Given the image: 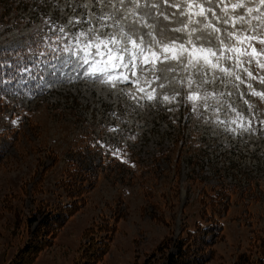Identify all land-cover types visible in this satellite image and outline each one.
Listing matches in <instances>:
<instances>
[{"label": "rangeland", "instance_id": "rangeland-1", "mask_svg": "<svg viewBox=\"0 0 264 264\" xmlns=\"http://www.w3.org/2000/svg\"><path fill=\"white\" fill-rule=\"evenodd\" d=\"M191 2L207 8L204 0ZM229 2L235 0H225ZM189 11L194 12L185 9ZM71 14L65 0H0V48L23 47L44 26V19L51 16L59 24ZM206 15L212 26L209 31L219 26ZM192 19L199 22L203 17ZM162 23L169 27L166 43L182 35L171 30L179 26L174 20ZM189 42L193 48L209 47L195 38H186L185 46ZM54 63L55 67L42 63L41 88L35 92L28 90L31 80L25 81V90L18 81V93L0 98V264H8L26 242L39 207L69 202L56 183L73 161L97 172V181L86 195V204L33 264H71L84 230L93 223L103 225L104 217L116 218V229L96 264L142 263L166 236L178 237L185 226L192 229L213 217L222 223V236L214 239L204 264H236L244 253L252 264H261L264 98L252 95L246 83L236 89L217 81L199 90L193 84V96L205 88L232 91L234 95L221 99L233 104L242 118L228 107L218 113L205 111L201 100L189 99L186 73L157 65L156 74L168 80L156 81L148 75L156 99L137 104L125 94L135 91L128 85L110 88L85 78L69 81L68 77H76L72 67ZM160 82L165 87H158ZM251 83L253 90L264 93L259 79ZM217 117L227 123L218 124Z\"/></svg>", "mask_w": 264, "mask_h": 264}, {"label": "snow or ice", "instance_id": "snow-or-ice-1", "mask_svg": "<svg viewBox=\"0 0 264 264\" xmlns=\"http://www.w3.org/2000/svg\"><path fill=\"white\" fill-rule=\"evenodd\" d=\"M204 2L207 8L204 3L191 0L187 3H177L176 0H82L74 3L73 0H65V8L72 14L64 23L58 24L53 17H47L29 44L0 48V57L6 54L14 56L17 73H31L32 67L23 63L26 60H31L35 67L41 63L55 67L54 62L70 65L76 77H68L69 81L85 78L110 88L128 85L135 91L129 90L125 94L137 104L144 99H156L155 88L151 87L147 77L152 75L156 81H167V77L156 74L157 65H163L165 71L187 74L189 99L201 100L205 111L211 109L218 113L228 107L242 118L233 104L221 99L225 95H234L232 91L225 94L215 88L211 91L205 88L203 93L193 96L192 89L193 84L199 90L204 85H216L217 81L224 88L231 85L236 89H239V84L246 83L252 95L264 98V93L253 90L251 83L259 79L264 84V11H261L264 0H259L258 5L254 0L247 3L245 0ZM168 8L175 10L168 12ZM186 8L194 12H185ZM206 14H210L214 22H219V26L211 31ZM193 15L203 19L197 22L192 19ZM172 20L179 26L171 30L182 35L166 43L169 27L162 21ZM241 34L243 39H240ZM186 38L188 41L195 38L209 47L193 48L190 42L185 46ZM257 44L262 47L257 49ZM4 65H9L7 59L0 60V66ZM51 74L55 75V72ZM157 86L163 88L165 83L160 82ZM244 95L247 93H241V97ZM163 99L168 100L169 97L164 96ZM210 100L215 103H210ZM244 103L248 104V101ZM193 110H196L195 104ZM216 122L227 123L219 117Z\"/></svg>", "mask_w": 264, "mask_h": 264}, {"label": "trees", "instance_id": "trees-1", "mask_svg": "<svg viewBox=\"0 0 264 264\" xmlns=\"http://www.w3.org/2000/svg\"><path fill=\"white\" fill-rule=\"evenodd\" d=\"M3 59H7L11 66H0V98L13 91L18 93L19 91L15 90L18 81H22V84L18 85L23 90L27 88L24 83L28 80H31L28 90L35 92V89L41 88L42 63L35 67L31 60H26L23 63L32 67L31 73H17L15 57L6 54L0 57V60ZM97 177L98 174L94 170L76 165L75 161L71 162L63 178L56 183L69 202L47 204L44 209L39 207L38 215L32 219L35 222L34 228H29L26 242L18 248L8 264H33L38 255L53 244L63 225L86 204V195L95 186ZM211 219L205 224L197 222L192 229L185 226L178 237L166 236L142 263L135 264H204L214 239L222 236V223L219 218ZM103 220H105L103 225L100 222L93 223V226L84 230L83 241L71 264H96L102 259L116 229V218L111 221L104 217ZM244 257H248V260ZM259 262L264 264L263 259ZM236 264H252V260L244 253L238 256Z\"/></svg>", "mask_w": 264, "mask_h": 264}]
</instances>
